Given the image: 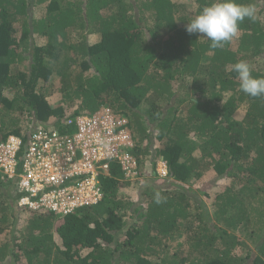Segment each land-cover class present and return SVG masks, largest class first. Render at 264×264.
<instances>
[{"label": "trees", "instance_id": "obj_1", "mask_svg": "<svg viewBox=\"0 0 264 264\" xmlns=\"http://www.w3.org/2000/svg\"><path fill=\"white\" fill-rule=\"evenodd\" d=\"M180 1L0 0V144L21 139V162L37 128L71 134L68 121L110 108L128 120L139 181L124 194L112 163L102 201L61 218L20 208L17 181L0 173V235L16 229L0 238V264H264V96L244 94L231 68L244 60L264 77V1L236 0L256 19L222 48L185 31L211 0Z\"/></svg>", "mask_w": 264, "mask_h": 264}, {"label": "built area", "instance_id": "obj_2", "mask_svg": "<svg viewBox=\"0 0 264 264\" xmlns=\"http://www.w3.org/2000/svg\"><path fill=\"white\" fill-rule=\"evenodd\" d=\"M68 125L72 133L66 135L37 128L28 138L21 162V139L10 137L0 144V173L7 181H17L20 208L63 218L102 201L101 177L110 175L112 163L118 162L126 175L132 171L133 137L126 118L102 108ZM158 173L168 177L165 162L159 164Z\"/></svg>", "mask_w": 264, "mask_h": 264}, {"label": "clouds", "instance_id": "obj_3", "mask_svg": "<svg viewBox=\"0 0 264 264\" xmlns=\"http://www.w3.org/2000/svg\"><path fill=\"white\" fill-rule=\"evenodd\" d=\"M245 19H256V8L253 4H241L236 0H211L199 14L185 24V31L189 36L209 40L213 48H222L237 35L239 25ZM231 68L236 73L239 87L244 94L253 98L264 96V77H253L247 61H238ZM154 199L159 204L163 197L157 192Z\"/></svg>", "mask_w": 264, "mask_h": 264}, {"label": "rangeland", "instance_id": "obj_4", "mask_svg": "<svg viewBox=\"0 0 264 264\" xmlns=\"http://www.w3.org/2000/svg\"><path fill=\"white\" fill-rule=\"evenodd\" d=\"M259 2L260 1H264V0H258ZM182 4L184 3V4H187V5H190V9L191 10H194L195 11V9H196V4H195V2H194V0L192 1V0H182V1H180ZM194 2V3H193ZM190 3V4H189ZM183 4V5H184ZM191 10H189V11H191ZM100 36H98L97 34H89V41H90V43H95V42H99L100 41ZM236 43V42H235ZM234 45H236V44H234ZM235 47V46H234ZM262 66H263V64H262ZM87 75H92V74H87ZM52 81H51V83L54 85V87H55V92H54V95L52 96V97H50V101L52 102V103H55V102H57L59 99H60V97H61V94H60V92H58V88H60V82H59V78H58V76L56 75V74H54L53 75V77H52ZM50 89L53 91V88L50 86ZM177 92H178V94L181 92V93H183L184 92V89L183 88H181V89H178L177 90ZM187 108H189V104L188 105H186V106H183V107H181L180 108V110L181 111H183V112H185L186 110H187ZM245 113H246V111H245V109H241L240 111H238L237 113H236V115H235V118L237 119V120H242L243 118H244V116H245ZM16 115V116H15ZM15 115H13V116H15L16 118H18V123L17 124H19L20 126H23L24 127V129L26 130V129H28V128H30V130H32V128H33V125L35 124V122H34V120H33V117H31V116H29L27 113H25V114H23V115H21L20 113H16ZM5 116V115H4ZM2 117H3V115H0V122H1V120H2ZM147 144V142H145V145ZM155 144H156V146H155V148L156 147H158V143L157 142H155ZM200 153L199 152H195V154H194V156H198ZM160 161V163H162V161L161 160H159ZM134 159H133V168H132V171H128V173H127V177L126 178H129V183H128V185H126L125 186V189H123V193L124 194H131L132 196H134L135 197V195L137 194V187H136V185L138 184V179L136 178V167H135V165H134ZM148 162V161H147ZM146 162V164H145V168L143 169V172H145V173H151L152 172V170H151V165L149 164V163H147ZM159 163V162H158ZM159 163V164H160ZM136 164V163H135ZM159 164H158V166H159ZM158 168V167H157ZM131 169V168H130ZM129 172H131L132 174H129ZM3 179V178H2ZM211 180V179H210ZM210 180H208V182L210 181ZM5 182H7V180H4ZM214 183V182H213ZM7 185V184H6ZM202 186V185H201ZM198 189V188H197ZM211 189V191L212 192H214V193H217L218 191H219V189L218 188H216L215 190L213 189V187L212 188H210ZM187 194H189V195H191V193H187ZM133 199H136V198H133ZM204 200H206V203L209 205V199H207V197H205L204 198ZM27 216H29V213H27V214H25L24 213V217H27ZM16 229H15V227H14V229H12V228H10V229H7L2 235H0V238H3V239H5L6 238V236L7 235H9L10 237H11V239H13L14 238V235H15V233H16V231H15ZM55 238H56V241L58 242V243H60V240H59V237H58V235L56 234L55 235Z\"/></svg>", "mask_w": 264, "mask_h": 264}]
</instances>
